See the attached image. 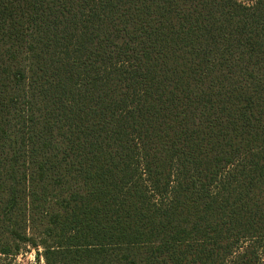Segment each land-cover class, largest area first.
I'll use <instances>...</instances> for the list:
<instances>
[{
	"label": "trees",
	"instance_id": "obj_1",
	"mask_svg": "<svg viewBox=\"0 0 264 264\" xmlns=\"http://www.w3.org/2000/svg\"><path fill=\"white\" fill-rule=\"evenodd\" d=\"M264 264V0H0V255Z\"/></svg>",
	"mask_w": 264,
	"mask_h": 264
},
{
	"label": "rangeland",
	"instance_id": "obj_2",
	"mask_svg": "<svg viewBox=\"0 0 264 264\" xmlns=\"http://www.w3.org/2000/svg\"><path fill=\"white\" fill-rule=\"evenodd\" d=\"M41 254V249L23 247L17 255H0V264H45Z\"/></svg>",
	"mask_w": 264,
	"mask_h": 264
}]
</instances>
